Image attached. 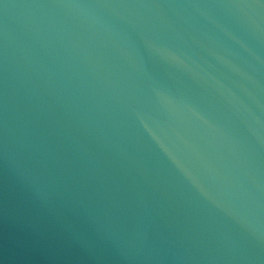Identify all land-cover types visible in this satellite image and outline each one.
<instances>
[{
	"label": "water",
	"instance_id": "95a60500",
	"mask_svg": "<svg viewBox=\"0 0 264 264\" xmlns=\"http://www.w3.org/2000/svg\"><path fill=\"white\" fill-rule=\"evenodd\" d=\"M0 264H264V0H0Z\"/></svg>",
	"mask_w": 264,
	"mask_h": 264
}]
</instances>
